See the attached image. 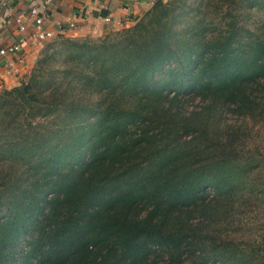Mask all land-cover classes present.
Listing matches in <instances>:
<instances>
[{"label":"trees","instance_id":"obj_1","mask_svg":"<svg viewBox=\"0 0 264 264\" xmlns=\"http://www.w3.org/2000/svg\"><path fill=\"white\" fill-rule=\"evenodd\" d=\"M0 264H264V0L48 42L0 95Z\"/></svg>","mask_w":264,"mask_h":264},{"label":"crops","instance_id":"obj_2","mask_svg":"<svg viewBox=\"0 0 264 264\" xmlns=\"http://www.w3.org/2000/svg\"><path fill=\"white\" fill-rule=\"evenodd\" d=\"M3 1L6 5H3ZM0 0V50L14 45L22 36L28 41L18 54L0 58V95L6 89L18 87L34 67L41 50L50 42L36 38L30 10L39 9L44 18L43 28L52 32L55 38H98L110 31L133 26L152 7L151 0ZM111 16L107 23L105 18ZM122 25H118V22ZM76 28H71L70 24ZM26 27L21 32L20 27ZM53 39V40H54Z\"/></svg>","mask_w":264,"mask_h":264},{"label":"built area","instance_id":"obj_3","mask_svg":"<svg viewBox=\"0 0 264 264\" xmlns=\"http://www.w3.org/2000/svg\"><path fill=\"white\" fill-rule=\"evenodd\" d=\"M54 0H45V3H43L44 7H46V4H49L51 2H53ZM142 0H134V2H141ZM153 3L158 1V0H151ZM3 5H6V2L3 1ZM30 16L32 17L34 26L37 29L36 32V38L40 41H49V40H53L55 38L54 33L52 32H48L45 31L43 28L44 25V18L43 16L40 14L39 9L37 7H34L30 10ZM105 21L107 23H110L112 21L111 16H108L105 18ZM118 25H122V22H118ZM71 28H76L77 26L75 24H70ZM21 32H25L26 31V27L24 25H21L20 27ZM27 37L26 36H22L14 45L7 47L5 49H1L0 50V58L8 55V54H18L21 52V50L23 49V47L27 44ZM1 85V84H0Z\"/></svg>","mask_w":264,"mask_h":264},{"label":"rangeland","instance_id":"obj_4","mask_svg":"<svg viewBox=\"0 0 264 264\" xmlns=\"http://www.w3.org/2000/svg\"><path fill=\"white\" fill-rule=\"evenodd\" d=\"M129 27H131V26H129ZM121 30V29H120ZM115 31H118V30H115ZM115 31H111V32H115ZM110 33V32H109ZM103 36H105V35H103ZM103 36H101V37H103ZM98 38H100V37H98Z\"/></svg>","mask_w":264,"mask_h":264}]
</instances>
